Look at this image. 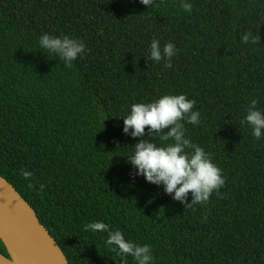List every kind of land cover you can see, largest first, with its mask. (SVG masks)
Instances as JSON below:
<instances>
[{
	"label": "trees",
	"instance_id": "obj_1",
	"mask_svg": "<svg viewBox=\"0 0 264 264\" xmlns=\"http://www.w3.org/2000/svg\"><path fill=\"white\" fill-rule=\"evenodd\" d=\"M190 2L184 12L179 0H0V175L69 264H120L107 233L85 231L94 221L150 245L154 264H264V136L241 123L252 99L264 111V0ZM246 31L260 43L242 44ZM43 33L82 39L87 51L65 67L39 48ZM152 39L174 42L171 67L147 59ZM180 93L200 112L185 136L225 179L193 207L130 176L126 155L140 138L120 118Z\"/></svg>",
	"mask_w": 264,
	"mask_h": 264
},
{
	"label": "clouds",
	"instance_id": "obj_2",
	"mask_svg": "<svg viewBox=\"0 0 264 264\" xmlns=\"http://www.w3.org/2000/svg\"><path fill=\"white\" fill-rule=\"evenodd\" d=\"M154 2L139 0L148 8ZM179 4L184 12L192 11L190 0H179ZM241 43L257 45L260 36L246 31L241 35ZM38 45L42 51L58 56L68 68L87 51L82 39L67 35L43 33L38 38ZM176 53L174 42L161 46L158 39H152L147 59L164 61L165 67H171ZM195 103L183 93L163 94L149 102L131 104L127 114L120 117L123 120L122 132L132 138H140L131 145L134 146L131 155H126V163L134 170L130 176H142L150 184L162 185L163 191L171 194L173 200L188 207L206 204L213 192L219 194L225 183L221 169L213 163L210 155L185 136L184 122L192 125L200 123V112L193 111ZM257 103V99L250 101L241 123L248 125L252 137L259 140L264 136V111L257 107ZM98 115L102 121L108 118L103 110ZM157 137L161 143L156 142ZM21 174L26 180L33 176L28 170ZM28 186L32 187L31 183ZM189 193L192 197L190 202L187 199ZM85 231L107 233L104 245L118 254L120 264H127L129 256L135 264H154L151 246L127 240L119 229L113 230L102 221H94L85 225Z\"/></svg>",
	"mask_w": 264,
	"mask_h": 264
},
{
	"label": "water",
	"instance_id": "obj_3",
	"mask_svg": "<svg viewBox=\"0 0 264 264\" xmlns=\"http://www.w3.org/2000/svg\"><path fill=\"white\" fill-rule=\"evenodd\" d=\"M0 264H69L32 206L0 175Z\"/></svg>",
	"mask_w": 264,
	"mask_h": 264
}]
</instances>
